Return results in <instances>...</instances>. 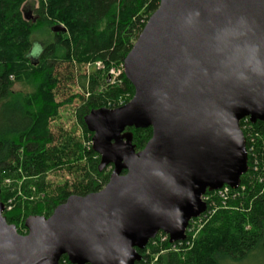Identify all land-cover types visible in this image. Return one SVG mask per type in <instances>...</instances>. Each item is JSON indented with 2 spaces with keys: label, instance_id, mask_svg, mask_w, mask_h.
I'll return each mask as SVG.
<instances>
[{
  "label": "water",
  "instance_id": "1",
  "mask_svg": "<svg viewBox=\"0 0 264 264\" xmlns=\"http://www.w3.org/2000/svg\"><path fill=\"white\" fill-rule=\"evenodd\" d=\"M123 69L132 100L83 118L108 184L30 216L25 235L0 201V264H136L159 233L186 240L203 196L241 185L240 123H264V0H159ZM132 128L152 129L141 151Z\"/></svg>",
  "mask_w": 264,
  "mask_h": 264
},
{
  "label": "trees",
  "instance_id": "2",
  "mask_svg": "<svg viewBox=\"0 0 264 264\" xmlns=\"http://www.w3.org/2000/svg\"><path fill=\"white\" fill-rule=\"evenodd\" d=\"M37 1L36 16L29 20L24 13L27 0H0V185L7 176L30 179L28 184L36 178L37 182H43L51 168L73 161L70 157H76L79 151L77 142L71 135L64 136L65 133L55 137L50 123L58 119L65 103L73 99L84 102L85 98L74 95L69 101H59L62 83L73 80L77 65L102 62L109 70L113 64L123 62L146 22L159 8V0ZM143 16L146 19L142 24ZM58 25L67 31L54 33L53 28ZM42 27L51 29L55 39L37 52L34 37ZM103 73L93 69L89 81L82 84L91 96L80 109L79 121L89 138L91 135L83 122L86 115L100 108H118L134 96V88L124 74L118 85L102 91L106 84ZM17 84L29 85L32 90L17 92L14 90ZM126 93L131 96L120 104ZM247 125L250 128L244 133H251L250 139H246L253 145L254 153L252 159L248 156L249 169L241 178L244 191L224 207L233 209L234 213L221 211L200 233L192 250L182 255L161 256L156 264H240L264 251V123ZM127 131L133 134L136 151H141L152 137V129ZM87 153L98 156L93 150ZM253 160L257 170H253ZM99 167L98 157L86 170L81 166L71 168L70 172L84 174L86 171L87 183L78 181L71 191L67 185L60 189L56 199L50 198L34 207L19 204L15 212L4 213L8 224L16 226V220L20 219L25 223L30 216L50 217L70 196L101 191L111 175L105 176L104 172L111 167L103 171ZM42 182L37 185L44 186ZM4 192L1 189V202L10 198ZM164 245L171 246L169 241ZM60 264L71 263L63 257Z\"/></svg>",
  "mask_w": 264,
  "mask_h": 264
},
{
  "label": "rangeland",
  "instance_id": "3",
  "mask_svg": "<svg viewBox=\"0 0 264 264\" xmlns=\"http://www.w3.org/2000/svg\"><path fill=\"white\" fill-rule=\"evenodd\" d=\"M38 7H39V3L37 0H27L26 4L24 5V13L25 15H27L29 20H32L36 16L35 11ZM145 19L146 17L143 16V18L141 19L142 24L145 23ZM34 38H35L34 48L35 51L37 52L42 51V49L48 43L52 42L55 39L53 33L51 32V29L46 27H42L39 30H37ZM136 41H134L133 44H135ZM111 67L115 69L116 74L109 75L108 72L111 68H109L108 70L107 69L108 65L102 62L101 64H99V66L96 63H87L82 66L77 65L75 67L76 72L74 73L73 80L67 84L65 82L64 84L62 83L61 86L64 88L61 87L58 100L61 102L63 101L66 102L69 101V99L72 98L74 95L83 96L85 100L89 99L91 94L87 89L82 88V84L85 82V80L89 81L88 76H90V72H92L93 69H96L97 71H101V73H103V71L105 72L103 73L104 74L103 76H105L106 84L103 86V88H101L102 91L105 92L110 87H115L121 81L120 80L121 76L119 78L116 76L117 73L120 72L121 68H123V62L115 63ZM14 90L17 92L26 93V92H30L32 89L29 85L17 84L14 87ZM130 96H131L130 93H126L122 95L123 100L120 102V104L124 103V101H126ZM85 100L83 102L81 99H73L72 102L65 103V106H63L60 109L58 119L50 123L52 133L55 137H59L62 133H65L64 136L67 135L68 137H70L71 135L75 139L79 147V151H77L76 157L74 155L71 156L70 159L73 158V161H71L69 164L67 163L63 167L60 166L56 168H51L48 171V174L46 178H44L43 182L41 181L42 183H44V186L42 187H39V185H37L38 183L39 184L41 183V182H37L39 181L37 178L33 180L32 184L30 183L28 184L30 179L27 178L14 179L13 177L7 176V178L4 179L0 185V188L3 189V191H5L4 192L5 196L8 195L10 197L6 201H2L4 205H7V207L10 206V210L7 213L15 212V210L18 209L19 204L21 205V207H25L26 205H29L30 207H34V205H36L39 202L43 203L50 198L56 199L60 189L64 187L66 188L67 185L69 187L68 189L71 191L73 185L78 183V181L81 184L87 183L88 178L85 176V174L87 173L86 171L85 172L83 171L84 174L78 173L73 170L72 172L69 171L71 168L77 169L78 166L79 167L81 166L86 170L88 166L90 167L91 162L93 161L95 162L96 159H98V157L100 158L99 155L96 157L94 155H89V153H87L92 150L91 140L93 135L90 133L91 138H89V135L87 136L84 133L83 127L79 121L80 109L85 105L86 103ZM112 170L113 167L108 168L104 172L105 176L111 174ZM21 173L22 172L20 170V174ZM105 186L103 188H105ZM217 206H218L217 212L212 216H210L208 219H203L191 223V226L187 231L188 238L186 242H184L183 244L177 247H171V246L168 247L157 239H156V243L150 242L149 245L146 247V249L141 253L144 261L143 264H156L159 257L161 256H165L169 253H176L182 255L183 253L192 250L196 244V241L200 236V233L207 227V225L211 223V221L215 219L217 215H219L221 211H226L230 214L234 213L233 209H225L221 205V203H218ZM23 225L24 222L22 221V219L16 220V227L19 233L25 235L27 233V230H25ZM240 264H264V251L257 252L249 260Z\"/></svg>",
  "mask_w": 264,
  "mask_h": 264
},
{
  "label": "built area",
  "instance_id": "4",
  "mask_svg": "<svg viewBox=\"0 0 264 264\" xmlns=\"http://www.w3.org/2000/svg\"><path fill=\"white\" fill-rule=\"evenodd\" d=\"M96 64H98V66H99V64H101V62L96 63ZM123 73H124V69L121 68L120 72L117 73L116 77L119 78L120 76H122ZM108 74L109 75L110 74L111 75L116 74L115 69L113 67H111ZM248 123H250L249 120L245 119L243 127L241 128V130H242L244 137H245V140H246L247 154L252 159L253 158L252 155L254 153V147L252 144L248 143V140L246 139V138L250 139L251 133L250 132L246 133V135L244 133V130L246 131L247 129L250 128V127H248L249 125H247ZM250 142H253L252 139ZM256 166H257V163L253 160V163H252L253 170H257ZM241 186L242 185H240L236 190H233L228 186H224L221 190H218V191L213 192L212 194H206L205 196H203L202 200L204 203L207 204L208 209L200 217H198L197 219H194L190 222V225H189L187 231L189 230L191 223H194L196 221L203 220V219H208L210 216H212L213 214H215L217 212L218 206L216 204V200L220 201V203L223 207H226L229 200L235 199L236 197H238L241 194L242 191H244L245 187H241ZM9 210H10V206L7 207V205H5V212H8ZM187 231H186V237L188 238ZM187 238H186V240H187ZM156 239L159 240L161 243H166L167 241H169V236L164 234V233H159L158 236L154 240H152L151 242L156 243ZM186 240L184 242H186ZM184 242H177V243L171 244V247H177V246L183 244Z\"/></svg>",
  "mask_w": 264,
  "mask_h": 264
},
{
  "label": "bare ground",
  "instance_id": "5",
  "mask_svg": "<svg viewBox=\"0 0 264 264\" xmlns=\"http://www.w3.org/2000/svg\"><path fill=\"white\" fill-rule=\"evenodd\" d=\"M10 181V180H9Z\"/></svg>",
  "mask_w": 264,
  "mask_h": 264
}]
</instances>
